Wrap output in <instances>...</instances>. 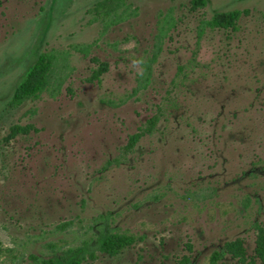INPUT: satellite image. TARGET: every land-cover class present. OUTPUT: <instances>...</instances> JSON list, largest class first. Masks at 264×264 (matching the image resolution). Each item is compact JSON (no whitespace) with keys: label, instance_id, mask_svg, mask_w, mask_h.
<instances>
[{"label":"rangeland","instance_id":"rangeland-1","mask_svg":"<svg viewBox=\"0 0 264 264\" xmlns=\"http://www.w3.org/2000/svg\"><path fill=\"white\" fill-rule=\"evenodd\" d=\"M94 1L0 0V264H264V0H124L107 28Z\"/></svg>","mask_w":264,"mask_h":264},{"label":"trees","instance_id":"trees-1","mask_svg":"<svg viewBox=\"0 0 264 264\" xmlns=\"http://www.w3.org/2000/svg\"><path fill=\"white\" fill-rule=\"evenodd\" d=\"M204 0H193L195 5L201 4ZM91 14L99 20L104 28L110 27L126 18L130 6L124 0H96L90 7ZM126 14V15H125ZM240 16L238 9L227 11H216L211 17L204 21V25L214 28L233 27ZM55 56L51 52H38L32 62L27 65L22 75L13 86L10 96V104L15 106L25 98L37 97L48 85L52 62ZM155 118L148 119L147 127L151 128ZM20 127L14 126L12 130H18ZM139 133L135 132L129 136L128 146H131L138 138ZM258 244L264 258V234L260 231ZM131 237L124 233L114 231H102L97 237V249L108 254L115 253L125 245L129 244ZM80 256L74 257L68 264H79ZM40 264H65L55 258L48 257L40 259Z\"/></svg>","mask_w":264,"mask_h":264}]
</instances>
